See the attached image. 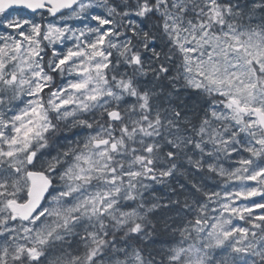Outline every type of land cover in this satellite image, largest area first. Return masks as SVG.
<instances>
[{
  "label": "snow or ice",
  "instance_id": "6c2138e0",
  "mask_svg": "<svg viewBox=\"0 0 264 264\" xmlns=\"http://www.w3.org/2000/svg\"><path fill=\"white\" fill-rule=\"evenodd\" d=\"M0 264H264V0H0Z\"/></svg>",
  "mask_w": 264,
  "mask_h": 264
}]
</instances>
